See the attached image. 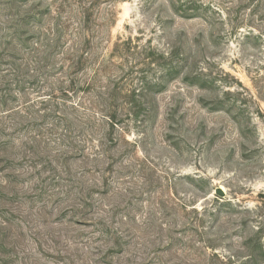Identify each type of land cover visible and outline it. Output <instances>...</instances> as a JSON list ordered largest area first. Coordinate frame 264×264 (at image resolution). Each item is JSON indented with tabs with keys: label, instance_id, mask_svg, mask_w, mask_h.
I'll list each match as a JSON object with an SVG mask.
<instances>
[{
	"label": "rangeland",
	"instance_id": "374dc122",
	"mask_svg": "<svg viewBox=\"0 0 264 264\" xmlns=\"http://www.w3.org/2000/svg\"><path fill=\"white\" fill-rule=\"evenodd\" d=\"M0 264H264V0H0Z\"/></svg>",
	"mask_w": 264,
	"mask_h": 264
},
{
	"label": "water",
	"instance_id": "95a60500",
	"mask_svg": "<svg viewBox=\"0 0 264 264\" xmlns=\"http://www.w3.org/2000/svg\"><path fill=\"white\" fill-rule=\"evenodd\" d=\"M216 193H217L218 195H220V196H224V195H225V192L223 191L222 188H217V189H216Z\"/></svg>",
	"mask_w": 264,
	"mask_h": 264
}]
</instances>
